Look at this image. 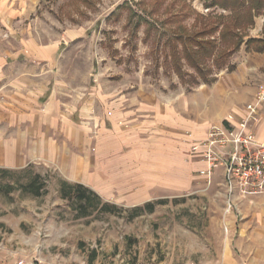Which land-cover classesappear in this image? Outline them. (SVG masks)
Listing matches in <instances>:
<instances>
[{
  "label": "rangeland",
  "instance_id": "1",
  "mask_svg": "<svg viewBox=\"0 0 264 264\" xmlns=\"http://www.w3.org/2000/svg\"><path fill=\"white\" fill-rule=\"evenodd\" d=\"M144 1L94 0L91 6L71 0L43 1L35 15L15 26V33L0 25V53L8 56L14 52L17 61L26 65L33 62L27 61L25 53H17L25 49L21 46L24 40L29 45L28 39L33 38L31 43L38 47L60 43L55 63L60 70L45 81L42 74L46 64H37L41 74L37 75L36 92L42 95L34 106L29 104L22 110L20 129L15 132L12 102L17 97L11 94L14 85L11 81L0 84V168L8 170L0 171L3 264H12L22 256H39L57 264H251L252 252L245 251L250 243L243 241L241 245L240 241L241 237L246 239V231L255 235L252 232L260 225V210L264 225V196H256L259 200L255 204L252 197L242 202L235 200L228 193L224 168L216 167L208 178L199 172L201 158L192 152V146L206 137L209 128L222 122L218 119L213 118L205 132L185 129L181 133V142L189 151L187 161L192 163L184 170L186 175L180 174L171 181L154 175L146 186L130 180L121 186L123 191L117 192L107 174L100 177L96 172L97 177H93L92 169L91 176L88 173L81 184L95 191L101 201L88 215L76 200L64 198L61 193L64 180L76 183L69 180L66 168L72 170L78 159L91 164L98 158L105 164L109 162L112 149L120 141L116 131L129 122L127 111L139 105L134 104L137 99L151 102L157 98H187L205 86L195 85L188 75L181 82L169 65L176 43L173 32L177 33L179 26L167 22L166 16L171 13L170 8L174 12L187 4L194 8L198 15L193 13L182 23L190 28L181 32L187 36L203 30L206 20L202 17L228 12L205 8L201 0H186V5L183 0H158V5ZM246 34L245 40L264 37V12L255 18L254 27ZM241 49L246 50V45ZM240 59L239 54L231 62L237 64ZM184 71L192 73L188 65ZM227 73L221 70L217 76L221 79ZM242 78L236 76L235 83L240 84ZM263 86L264 76L252 75L250 84L239 87L241 95L231 99V103L236 99L235 109L226 116H233L231 123L241 121L248 104L256 102ZM53 92L63 102L59 107L69 120L68 137H54L63 147L56 164L35 156L46 137L40 134L36 118L42 119L39 114ZM24 100L20 99L22 108L23 103L28 104ZM197 103L203 104V98L197 97ZM263 118L264 102L250 121L256 136L255 126ZM148 136L162 137V133L155 128L149 130ZM229 149L230 145L225 148ZM20 153L22 160L5 167V162L13 161ZM125 163L121 162L120 167ZM147 171L160 173L158 169ZM119 172L125 177L131 171L122 168ZM36 173L44 179L40 195L25 187ZM115 196L148 199L131 204ZM115 205L118 208L114 211L111 208Z\"/></svg>",
  "mask_w": 264,
  "mask_h": 264
},
{
  "label": "crops",
  "instance_id": "2",
  "mask_svg": "<svg viewBox=\"0 0 264 264\" xmlns=\"http://www.w3.org/2000/svg\"><path fill=\"white\" fill-rule=\"evenodd\" d=\"M43 1L51 0H0V25L9 28L11 32L15 33V26L24 24L32 15H35ZM17 38L20 41L23 40L21 36H17ZM32 41H34L33 38L28 39L29 45H27L24 40V44L21 46L25 47V49L17 52L25 53L29 58L27 61L33 62L32 64L26 65L22 61H17V54L14 52L8 56L0 53V84L1 82L8 83L11 81L14 85L11 92L13 94L12 97H17V99L13 98L12 102V119L13 122L16 121L13 123V132L20 129V123L18 122L21 121L22 110L25 107H29V104L34 106L36 98L42 95V93L37 95L36 92L37 75L41 74V70L37 64H40L42 61L46 64L42 74L45 81L53 78L52 73L54 71L58 72L60 70V66L55 65L60 51V43L38 47L34 43H31ZM239 54L242 61L240 63L236 62L235 71L228 72L226 77L219 79L210 86L205 85L204 88L201 87V89L191 93L193 95H189L187 98L176 97L167 101L157 98L151 100V102H145L144 100H140L139 102L137 99L134 104L139 103V105H135L127 111L131 117L129 122L124 128L116 131L120 135V141L118 140L119 144H116L114 150L112 149L109 162L105 164L106 162L98 158L95 164H91L87 160L78 159L76 167H72V170H70L69 166L66 168V172L70 178L68 179H73L76 183H84L85 179H87L86 175L93 169V177H97L95 176L96 172L100 177L102 174H107L110 185H114L118 192L120 190L123 191L121 186L123 184L127 185L130 183V180H137L133 183L146 186L154 175L159 177L158 174H160L161 179H164V181L166 178L171 181L170 179H174V177L180 176V174L186 175L184 170L192 163L187 161L189 151L181 142V133L185 129H191L195 132H205V129L210 124V121H213V118L218 119V122L224 121L226 116L231 112V109L236 106V99L233 103H231V99L241 95L238 92L239 87L250 84L252 75H256L258 78L261 75L264 76L263 53L247 52L241 49L234 57ZM8 59L15 61L8 62ZM21 65L24 68H21ZM238 75L243 76L240 84H236L234 81ZM197 97L203 98L204 103H197ZM21 98L25 99L24 101L28 103H23V108L20 102ZM60 103L62 104L63 102L59 101L56 93L53 92L44 104L43 112L40 113L41 115L39 114L42 119L36 118V126L40 129V134H44L46 137L41 140L35 156L37 160L51 164L57 163L58 155L61 152V148H63L55 141L54 137H68L69 135L68 115L60 109ZM135 114L136 117L133 118ZM155 128L160 130L162 137L154 136L149 139V130ZM255 130L258 139L264 142V118L258 125L256 124ZM122 144L125 147H122ZM22 158V154L20 153L19 156L15 155L13 161L5 162L4 165L5 167L9 164L12 166L15 161L22 160ZM124 161L126 162L125 165L120 167L122 166L120 163ZM200 162L201 166L199 168L201 169L205 166V163L202 160ZM107 168L108 171L105 170ZM122 168H127L131 172L125 173L124 177V174L120 175L119 172ZM149 169H152V171L158 169L160 173L146 172ZM148 173H152L153 175L149 177ZM89 176H91L90 173ZM234 196L235 200L240 199L241 202L246 198L252 197L250 200L255 204L256 200H259V197L256 196H264V194L242 197L236 192ZM115 197L119 201L123 200L125 203L131 204L132 201L142 203L148 199L144 198L145 196ZM258 213H260L258 214L260 225L254 228L252 233H255V235H251V233L246 231V239L241 237L242 242L240 241L241 245H243V241L250 243L245 251L249 254L252 252L253 257H250L252 260L249 262L251 264H264V225H261L262 210L258 211ZM262 219L264 220V218ZM238 232L243 236V232ZM0 264H3L2 258H0Z\"/></svg>",
  "mask_w": 264,
  "mask_h": 264
},
{
  "label": "trees",
  "instance_id": "3",
  "mask_svg": "<svg viewBox=\"0 0 264 264\" xmlns=\"http://www.w3.org/2000/svg\"><path fill=\"white\" fill-rule=\"evenodd\" d=\"M71 1L86 6H91L92 2L94 3V0ZM201 1H203L205 8H219L227 11L228 14L214 17L212 14L207 17L201 16L202 19L206 20L203 23V30L195 32L196 27L194 26L193 32L195 34L185 36L181 32L190 28L182 23L191 14L198 15L196 10L191 8L189 4H187V7L186 0H183V5H186V7L181 8V5L177 4L178 8L181 9L175 12L170 8L171 13L166 16L167 22L179 26V29L177 33L173 32L172 37L176 43L169 65L181 82H185L186 75H188L191 78L190 81L195 85L203 83L210 86L218 81V71L233 72L236 70V64L231 62V58L241 50L242 45H246L247 52L264 54V37H249L245 40L246 32L254 27L255 18L264 12V0ZM144 2H147V0ZM148 2L158 5V0H149ZM182 26L184 28L181 30ZM179 41H182L181 44L183 45L181 51H179ZM185 65L192 69V73L184 71ZM0 171L8 172V170L1 168ZM43 181L42 174L36 173L25 187L31 193L40 195L44 187ZM61 193L64 198L76 200L78 206L87 215L97 209L98 201H101V197L95 191L81 183H70L64 180ZM147 206L153 209L152 204L148 203ZM117 208L118 206L115 205L111 209L115 211Z\"/></svg>",
  "mask_w": 264,
  "mask_h": 264
},
{
  "label": "built area",
  "instance_id": "4",
  "mask_svg": "<svg viewBox=\"0 0 264 264\" xmlns=\"http://www.w3.org/2000/svg\"><path fill=\"white\" fill-rule=\"evenodd\" d=\"M264 102V86L256 102L248 104L245 115L233 124L232 115L209 128L206 137L192 146V152L205 163L199 171L211 177L216 167H223L230 196L264 194V143L250 128L257 107ZM231 149L225 150L228 146ZM12 264H57L39 256H22Z\"/></svg>",
  "mask_w": 264,
  "mask_h": 264
}]
</instances>
